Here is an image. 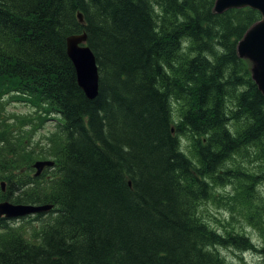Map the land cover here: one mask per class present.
<instances>
[{
	"label": "trees",
	"instance_id": "obj_1",
	"mask_svg": "<svg viewBox=\"0 0 264 264\" xmlns=\"http://www.w3.org/2000/svg\"><path fill=\"white\" fill-rule=\"evenodd\" d=\"M214 3L0 0V202L53 206L39 224L0 218V264H226L231 249L264 262V246L200 209L214 202L264 234V96L236 51L261 16ZM82 33L94 99L66 53ZM46 116L55 131L28 152ZM40 152L53 167L23 174Z\"/></svg>",
	"mask_w": 264,
	"mask_h": 264
},
{
	"label": "water",
	"instance_id": "obj_2",
	"mask_svg": "<svg viewBox=\"0 0 264 264\" xmlns=\"http://www.w3.org/2000/svg\"><path fill=\"white\" fill-rule=\"evenodd\" d=\"M251 8L257 11L261 18L252 25L237 44V54L242 59H248L252 64V80L264 96V0H215L213 12L221 14L229 9ZM82 22L81 14H77ZM86 34L71 35L66 38V53L71 61L78 87L87 99H94L98 94V72L95 57L86 45ZM53 166L51 161H38L32 166L35 177L45 168ZM4 190V183L1 184ZM51 205L35 206L0 202V218H20L31 214L47 212Z\"/></svg>",
	"mask_w": 264,
	"mask_h": 264
},
{
	"label": "rangeland",
	"instance_id": "obj_3",
	"mask_svg": "<svg viewBox=\"0 0 264 264\" xmlns=\"http://www.w3.org/2000/svg\"><path fill=\"white\" fill-rule=\"evenodd\" d=\"M238 44V43H237ZM236 51H237V47H236ZM242 59V58H241ZM245 61H247V68L248 71L251 75L252 78V64L248 59H243ZM25 103H20V102H14V103H10L7 105L6 107V112L7 113H15V114H30L31 113V118L36 117V114H34L33 110L28 106L24 105ZM19 118H21L19 116ZM18 118V119H19ZM46 120L44 122H39L41 124V127L36 131V133L31 137H27L24 145H28V152H30L32 149H35L36 151H39V148L41 146L46 145L47 140H45L44 137H50L51 133L55 131L56 128V124L57 122L54 120V117H50V116H46L45 117ZM26 136V135H25ZM28 136V135H27ZM29 138V140H28ZM45 140V144L44 141ZM28 141V142H27ZM182 145H186V141L181 140ZM41 143V144H40ZM40 144V145H39ZM42 152H40L38 155L39 156H35V159L31 162V164L33 165V163H35L36 161H45V160H52V158H43L40 156ZM28 159V158H26ZM31 165V168H32ZM35 170L32 168V172H29L28 169L23 173V174H28L30 173L31 176L34 175ZM2 183H4V188L5 190H7V184L5 183V181ZM1 184V183H0ZM261 186V191L264 192V184L260 185ZM4 190V191H5ZM219 192L223 193L224 189H218ZM225 191H229L228 188L225 189ZM231 192V191H229ZM201 212H202V216L203 218L206 220V222L210 225V227L216 231H220V232H224V230H235V231H240L243 232L246 236L249 237V239L251 240L250 244L255 245L256 249H260L261 246H264V234L261 233L262 230H260V228H257L259 230H254L252 228H247L249 226L246 227H242V225L240 224L239 221V215L233 211V214L230 213L229 211L223 210L222 208H219L214 202H205V204L203 205V207H200ZM232 215V217H231ZM35 216H31V217H27L26 221H18V220H11L9 222L15 221L14 224H16L17 222H19L21 225H26L28 220H32L34 219ZM45 220H47V216H45ZM30 224H39V222L37 220H32L30 222ZM1 232V230H0ZM222 257L224 260V263L226 264H264L263 260H261L259 254L248 250V251H236L235 249H231V250H222Z\"/></svg>",
	"mask_w": 264,
	"mask_h": 264
}]
</instances>
